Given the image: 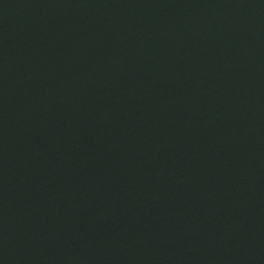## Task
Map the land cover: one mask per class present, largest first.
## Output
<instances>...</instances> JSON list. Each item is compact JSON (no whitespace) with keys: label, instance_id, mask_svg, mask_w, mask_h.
Returning a JSON list of instances; mask_svg holds the SVG:
<instances>
[{"label":"water","instance_id":"1","mask_svg":"<svg viewBox=\"0 0 264 264\" xmlns=\"http://www.w3.org/2000/svg\"><path fill=\"white\" fill-rule=\"evenodd\" d=\"M0 264H264V0H0Z\"/></svg>","mask_w":264,"mask_h":264}]
</instances>
